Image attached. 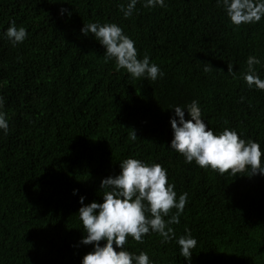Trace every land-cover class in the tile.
I'll return each instance as SVG.
<instances>
[{"label": "trees", "instance_id": "16d2710c", "mask_svg": "<svg viewBox=\"0 0 264 264\" xmlns=\"http://www.w3.org/2000/svg\"><path fill=\"white\" fill-rule=\"evenodd\" d=\"M127 3L0 0V97L9 120L7 135L0 131V264H80L91 246L78 243L79 197L101 202V179L128 156L162 164L177 196L188 193L171 225L176 237L187 227L198 241L188 264H264V175L222 176L168 149L170 108L193 99L214 131L235 128L264 149V91L242 78L255 55L264 79V19L235 27L216 0L152 9L138 0L125 19L118 6ZM13 21L28 32L15 47L3 38ZM97 21L119 24L138 57L147 54L164 76L132 79L105 62L104 48L80 33ZM126 246L156 264H187L174 240L155 233Z\"/></svg>", "mask_w": 264, "mask_h": 264}, {"label": "clouds", "instance_id": "9594fccd", "mask_svg": "<svg viewBox=\"0 0 264 264\" xmlns=\"http://www.w3.org/2000/svg\"><path fill=\"white\" fill-rule=\"evenodd\" d=\"M139 2L149 9L167 7L165 0ZM137 3L138 0H128L126 5L118 6L125 19L133 14ZM216 3L222 8L228 22L235 27L256 24L264 19V0H216ZM65 13L71 15L67 9L61 8L60 15ZM80 33L84 37H92L104 48L105 62L113 61L116 71L123 69L132 79L151 81L164 76L159 65L151 61L147 54L138 57L135 40L125 34L119 24L98 21L83 23ZM27 37V29L17 27L14 21L3 33V38L13 47L23 43ZM260 63V58L249 55L246 59L247 70L242 73V78L250 89L264 91V79L254 67ZM227 69V74L234 75L231 64H227ZM211 70L212 67L205 62L203 71L208 73ZM243 100L244 97H241ZM3 108L4 99L0 97V131L7 135L9 120ZM170 110L173 111L169 117L172 139L168 149L182 156L186 164L194 162L199 168L215 171L222 176L264 175V149L258 141L251 138L246 140L243 133L235 128L224 127L214 131L204 119L195 99L184 106L175 105ZM131 138L137 139L135 132ZM78 192V189H73V195ZM100 192L101 202L93 200L85 204L86 197H79L81 206L77 214L83 226V236L78 243L91 246L80 264H156L147 252L140 250L137 253L126 246L129 238L143 244L144 237L152 233L160 236L162 243L174 240L179 255L188 264L198 241L187 227L179 237L171 227L180 223L181 214L188 203V193L177 196L175 184L170 182L166 167L158 162L148 163L128 156L119 162L117 174L101 179ZM172 209L175 212L169 215Z\"/></svg>", "mask_w": 264, "mask_h": 264}]
</instances>
